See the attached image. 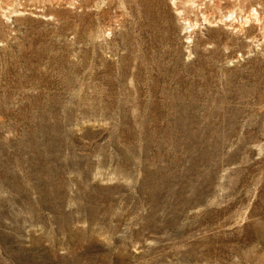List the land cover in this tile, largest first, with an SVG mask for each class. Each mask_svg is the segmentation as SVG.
I'll list each match as a JSON object with an SVG mask.
<instances>
[{"label":"rangeland","instance_id":"374dc122","mask_svg":"<svg viewBox=\"0 0 264 264\" xmlns=\"http://www.w3.org/2000/svg\"><path fill=\"white\" fill-rule=\"evenodd\" d=\"M0 264H264V0H0Z\"/></svg>","mask_w":264,"mask_h":264}]
</instances>
